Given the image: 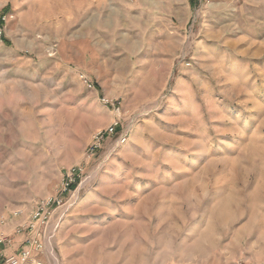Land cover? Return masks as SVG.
Here are the masks:
<instances>
[{
	"label": "rangeland",
	"instance_id": "obj_1",
	"mask_svg": "<svg viewBox=\"0 0 264 264\" xmlns=\"http://www.w3.org/2000/svg\"><path fill=\"white\" fill-rule=\"evenodd\" d=\"M123 2L0 0V234L22 243L15 227L86 165L78 200L52 222L51 264H247L264 250V0L198 1L183 86L122 75V43L162 34L124 23Z\"/></svg>",
	"mask_w": 264,
	"mask_h": 264
},
{
	"label": "crops",
	"instance_id": "obj_2",
	"mask_svg": "<svg viewBox=\"0 0 264 264\" xmlns=\"http://www.w3.org/2000/svg\"><path fill=\"white\" fill-rule=\"evenodd\" d=\"M198 1L135 0V2H127V0H124L122 5L118 6L119 10L122 11V17H120L124 23L137 25L136 27L146 25L148 28L150 26L154 28L156 24H159V27H161L159 30L162 31V34L153 37L149 35L147 40L134 38L132 41L122 43V46L118 49L127 51L130 58L133 59L130 68L125 73L122 72V75H147L146 79H141L144 86H183L185 84L184 74L192 72L190 70L192 66L191 63L180 65L179 62L186 41L182 29L193 15L195 8L198 6ZM205 1L208 4L213 3L222 6L229 4L231 0ZM202 4L204 7L207 5L205 2ZM176 22L180 25V28L172 26ZM191 61H194L193 55L190 58ZM105 74L111 77L115 75V71L108 68L105 69ZM110 77L109 79H99L103 85H108L112 84ZM123 79L125 78H118L114 82L115 86H126L127 82ZM136 84H139V82L135 80L131 85L135 86ZM87 194L82 197L81 202L84 201ZM258 245L254 244L252 246L253 250L258 253L255 255L247 254V264H264V250L260 251L257 248ZM22 249L23 246L19 237H17L12 247L0 248L5 254H19Z\"/></svg>",
	"mask_w": 264,
	"mask_h": 264
},
{
	"label": "built area",
	"instance_id": "obj_3",
	"mask_svg": "<svg viewBox=\"0 0 264 264\" xmlns=\"http://www.w3.org/2000/svg\"><path fill=\"white\" fill-rule=\"evenodd\" d=\"M83 80L88 89L95 90V84L91 79L84 77ZM100 101L107 107L112 104L111 100L107 97H103ZM120 126V121H115L106 130L94 135L93 143L88 150L87 160L91 161L108 139L117 136ZM127 141V137L118 136V145H115V147L117 148ZM85 175L86 165L78 166L68 172L63 180L60 192L56 196L47 197L42 200L36 214L31 219H28V222L24 225L15 227V234H27L22 242L23 249L19 254L10 255L0 251V264H51L48 257V244L53 234L51 231L52 222L58 213L67 212L78 200L80 191L87 181ZM20 215L21 212H13L14 218ZM7 223V220H1V226L5 227ZM13 245V235L0 234V246L12 247Z\"/></svg>",
	"mask_w": 264,
	"mask_h": 264
},
{
	"label": "trees",
	"instance_id": "obj_4",
	"mask_svg": "<svg viewBox=\"0 0 264 264\" xmlns=\"http://www.w3.org/2000/svg\"><path fill=\"white\" fill-rule=\"evenodd\" d=\"M6 14V11L2 13V15H5ZM0 25L2 26L3 25V21L0 20Z\"/></svg>",
	"mask_w": 264,
	"mask_h": 264
}]
</instances>
